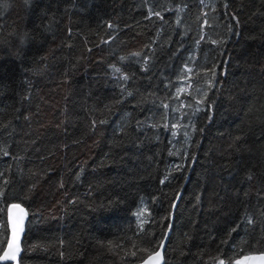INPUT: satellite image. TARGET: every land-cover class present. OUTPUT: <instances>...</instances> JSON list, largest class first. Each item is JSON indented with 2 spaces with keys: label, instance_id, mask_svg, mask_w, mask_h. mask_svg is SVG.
I'll return each mask as SVG.
<instances>
[{
  "label": "trees",
  "instance_id": "1",
  "mask_svg": "<svg viewBox=\"0 0 264 264\" xmlns=\"http://www.w3.org/2000/svg\"><path fill=\"white\" fill-rule=\"evenodd\" d=\"M10 204L19 264L263 251L264 0H0Z\"/></svg>",
  "mask_w": 264,
  "mask_h": 264
},
{
  "label": "water",
  "instance_id": "2",
  "mask_svg": "<svg viewBox=\"0 0 264 264\" xmlns=\"http://www.w3.org/2000/svg\"><path fill=\"white\" fill-rule=\"evenodd\" d=\"M13 205L19 204H10L7 208V223H8V230L9 235L5 245V248L1 254L4 255L6 251H8V243L13 239V225L16 226L15 230V244L18 246L19 251L16 252V259L12 260L10 257L6 260H1L3 262H8L9 264H19V256L21 252V241L24 234V225H25V213L22 210V207L19 205L18 208L12 207ZM168 232L166 233L165 237L163 238L159 248L152 254L145 257L142 261L137 264H162L163 263V254L162 249L166 243ZM156 252H160V258L158 260L149 259L150 257L154 256ZM246 264H264V247L263 251L252 254L247 257Z\"/></svg>",
  "mask_w": 264,
  "mask_h": 264
},
{
  "label": "snow or ice",
  "instance_id": "3",
  "mask_svg": "<svg viewBox=\"0 0 264 264\" xmlns=\"http://www.w3.org/2000/svg\"><path fill=\"white\" fill-rule=\"evenodd\" d=\"M126 78V77H125ZM12 207L14 208H18L19 205H13ZM15 230H16V226L13 225V239L11 242L8 243V251H6L4 253L3 256H0V260H6L8 259L9 257L12 259V260H15L16 259V252L19 251V248L18 246L15 244ZM160 252H156L154 254V256L150 257L149 259H152V260H158L160 258ZM221 264H223V261H221Z\"/></svg>",
  "mask_w": 264,
  "mask_h": 264
}]
</instances>
